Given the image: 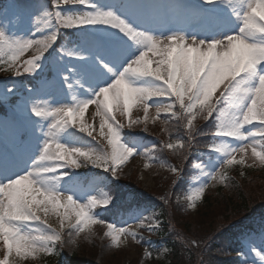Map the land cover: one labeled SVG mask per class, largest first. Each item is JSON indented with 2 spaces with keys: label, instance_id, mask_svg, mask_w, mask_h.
<instances>
[{
  "label": "rangeland",
  "instance_id": "1",
  "mask_svg": "<svg viewBox=\"0 0 264 264\" xmlns=\"http://www.w3.org/2000/svg\"><path fill=\"white\" fill-rule=\"evenodd\" d=\"M180 2L184 6V11L175 13L169 10L173 0H91L95 8L61 4L59 9L53 7V0H5L0 6V32H3L10 42L43 39L56 32V27L53 24L48 26L49 21L46 14L58 10L65 16H77L99 9L104 12H114L125 19L134 29L143 31L154 38L164 39L173 35H183L186 39L211 42L238 33L243 26L240 16L247 11V4L253 0H222V3L215 5L204 4L203 0H180ZM59 34L64 36V40L57 44V39L52 48L44 53V57L39 61V70L35 74L25 73L17 77L11 71L0 70V105H7L9 108L6 115H1L0 120L13 122L25 129L23 137H17L15 131L11 134L7 131L0 133L2 140L0 142V183H5L34 170L35 162L42 153L44 143L53 138L48 135L49 132H54V138L67 147L104 155L102 145L78 130L79 121L77 128L67 126L57 131L51 125L59 117L41 119L32 114L31 108L34 104L43 103L45 105L43 110L47 111L77 107L86 101L93 100L101 88L111 85L124 73L125 68L145 50L143 45L137 44L115 29L102 25L72 28L68 33L60 29ZM65 38H71L72 41L66 42ZM255 40H264V36H257ZM38 54L34 45L21 53L14 63L19 67ZM5 60H11V54H7V49L5 54H0V67H7ZM260 70L264 72V65L260 66ZM128 78L135 86L163 87L160 82L151 78L133 76ZM33 79L37 80L36 84L32 82ZM24 83H33V89L30 91L23 89ZM226 84L227 81L221 84L210 98L209 104L213 105L217 111L228 108L227 102L222 101L221 96ZM248 86L250 85H245V87ZM187 103L189 101L186 100ZM149 104L152 108L149 110L146 124L141 123L129 128V117L119 112L116 113V119L125 126L121 130L122 143L137 153L124 161L121 165L123 170L117 177H113L111 172L88 164L79 169L74 166L64 168L59 170L60 172L39 178L48 180L47 184L41 185L42 187L72 195L78 203L86 204L95 198L98 203L90 215L96 221L99 220L97 211L107 207L111 201L110 186L112 182L124 181L128 183L131 180L137 186L136 190L139 195L147 196L139 210L132 209L131 219L127 222L125 220L117 221L113 225L111 229L113 235H109L108 227L107 230H104L112 244L125 249V252L115 254L103 250L98 251L108 264H122L125 260L134 262L137 258L144 259L146 253H149L148 257H150L151 253L158 251H161L160 258L162 259L167 253V249L165 246L154 248L149 237L154 230H161L164 223L168 222L172 226L170 212L183 205V201L177 198L175 202H170L174 186L179 187V183L182 184L185 181L175 175L174 165L164 161L161 157L160 153L164 149V142L160 136L166 139L168 134L162 132L165 130V125L172 120H177L179 114L184 110L179 108L174 99L154 98L149 101ZM174 104L176 106L173 111L178 113L177 116H171L170 113L156 115L155 109L168 108ZM18 108H22L23 115L20 114ZM215 116L216 113L211 119L216 121V129L219 121L215 119ZM20 118L24 120L21 122ZM131 119L144 120L141 106H133ZM198 119H204L199 112L194 122ZM84 120L97 128L94 136L100 139L98 137L100 117L95 115V105H90L86 110ZM245 127L247 128L244 131L247 134L259 127L258 121ZM100 143L106 144V141L101 140ZM241 143L231 137L213 136L209 144L211 152L208 150L191 153L196 157L188 158L186 162L191 168V176L188 178V173L185 174L188 183L184 194V202L190 210L194 211L201 199L214 193L228 175L243 173L245 169H262L264 167V160L254 156L251 148L248 149L246 155L243 153L236 155L237 160H244L243 163L227 165L223 164L227 157L216 152L213 147L214 145L227 144L230 149H235L239 148ZM244 143L247 144L249 141H244ZM253 144L257 152L264 153V138L257 137ZM36 167L42 166L36 165ZM182 167L184 165L181 164V174L184 173ZM83 172L86 173V176ZM211 175L216 176L214 181L210 180ZM165 183L171 185L167 196L165 193H159V189L156 187L157 184ZM203 187L204 191L198 199L194 201L188 199ZM248 188L251 190L254 188L252 183ZM165 198L167 203H165ZM105 200L108 201L107 204L103 203ZM155 201L163 202L164 212L158 210L157 207H151L155 205ZM222 209L221 205L215 204L208 212L207 217L217 216L222 212ZM63 211L61 209L59 212L50 210L47 214L40 213L59 233V236L66 229H75L73 226L76 225L77 219L73 211H69L68 218L64 219ZM201 220L202 218L189 217L187 222L190 226ZM259 221L256 220L254 223ZM177 224L182 228L183 223L177 221ZM93 225L94 223H90L84 230L90 229ZM18 226L23 232L30 235L47 231L44 229V225L38 224V222ZM121 228L126 230L122 234L117 232ZM114 235H119L118 241L113 239ZM243 238L247 248L241 256V264H264V259H261L264 257V225L262 223L259 226L256 225L250 231L245 232ZM59 240L51 245V252L38 251L35 254L18 256L15 249L9 255L7 244L3 238H0V264L5 261L7 264H49ZM83 242L87 243L85 239ZM183 247L189 251L197 248L194 243L191 246L184 245ZM257 252L260 253V256L256 254Z\"/></svg>",
  "mask_w": 264,
  "mask_h": 264
},
{
  "label": "snow or ice",
  "instance_id": "2",
  "mask_svg": "<svg viewBox=\"0 0 264 264\" xmlns=\"http://www.w3.org/2000/svg\"><path fill=\"white\" fill-rule=\"evenodd\" d=\"M203 3L215 5L222 3V0H203ZM61 4L95 8L91 0H53L55 9L61 8ZM169 10L175 13L183 12L184 6L180 0H173ZM46 15L49 21L48 26L53 24L56 32L43 39L10 42L5 34L0 32V54H5L6 49L7 54H11V60H5L7 67H0V70L11 71L17 77L25 73L35 74L39 70V61L44 57V53L56 43L60 29L107 26L137 44L143 45L145 50L111 85L101 88L93 100L86 101L77 107L47 111L43 110L45 107L43 103L32 106L31 111L35 117L41 119L59 117L51 125L57 131L67 126L77 128L79 121L78 130L102 145L104 155L67 147L54 138V132H49L48 135L53 138L44 143L34 170L0 183V238H3L7 244L9 255L12 254L13 249L18 256L21 254L27 256L38 251H52L51 245L59 240L60 236L47 219L41 216V212L47 214L50 210L59 212L63 209V217L67 219L69 211H73L77 218L76 225L73 227L77 232L84 231L90 223L99 222L90 215L98 203L95 198L86 204L78 203L72 195L42 187L41 185L47 184L48 180L39 178L60 172L59 170L64 168L74 166L79 169L88 164L111 172L113 177H117L123 170L121 165L124 161L137 153L122 143L121 130L125 126L116 119V113L129 117V128L141 123L146 124L149 110L152 108L149 101L154 98L174 99L179 108L184 110L180 115L185 118L189 129V140L196 135L192 129L198 112L204 119L212 118L216 113L215 119H218L219 123L211 135L231 137L242 142L241 146L235 149H230L227 144L213 146L216 152L227 157L223 164L243 163L244 160H237L236 155L240 153L246 155L249 148L252 149L254 156L264 160V153L257 152L253 144L257 137L264 138V72L260 70V66L264 65V40H255L257 36H264V0H253L247 4V11L240 16L243 26L238 33L211 42L186 39L183 35H173L164 39L154 38L143 31L134 29L125 19L112 11L104 12L97 9L83 15L65 16L57 10ZM34 45L39 54L17 67L14 62L18 56ZM129 76L151 78L160 82L163 87L135 86L128 78ZM225 81L227 84L221 96L222 101L227 102L228 108L217 111L213 105L209 104V101ZM245 85L250 86L245 87ZM186 100L189 103L186 104ZM90 105H95V115L100 117L98 125L100 139L94 136L97 128L84 120L85 112ZM136 105L142 107L143 121L131 119L132 108ZM175 106L174 104L168 108L155 109L156 115L170 113L171 116H177L178 113L173 111ZM18 111L23 115L22 108H18ZM254 121H258L259 127L246 134L245 126L252 125ZM5 131L9 134L15 131L17 137L25 135L23 127L10 121L0 120V132ZM101 140L106 141V144L100 143ZM244 141L249 143L246 144ZM178 147L182 149L185 144L171 140L164 144L166 149ZM36 165L42 167H36ZM173 171L179 175L178 170L173 169ZM215 179L216 176L211 175L210 180ZM203 191L204 187L198 189L188 199L192 201L198 199ZM103 203L107 204L108 201L105 200ZM165 203H167L166 198ZM30 222L44 225L47 231L30 235L18 226ZM149 223L152 222L149 221ZM108 228L109 235H113L111 231L113 225L109 224ZM125 231L123 228L117 230L121 234ZM113 239L118 241L119 235H114ZM193 243L199 247L198 241L194 240ZM256 254L260 256L259 252ZM3 264H7V261Z\"/></svg>",
  "mask_w": 264,
  "mask_h": 264
},
{
  "label": "trees",
  "instance_id": "3",
  "mask_svg": "<svg viewBox=\"0 0 264 264\" xmlns=\"http://www.w3.org/2000/svg\"><path fill=\"white\" fill-rule=\"evenodd\" d=\"M3 1L5 0H0V4ZM62 30L65 33L69 32L68 29ZM61 39H64L62 34ZM31 84L24 83V86L30 89ZM7 110V106L0 105V116L6 115ZM215 123L216 121L211 118L193 122L192 130L196 135L189 140V129L185 118L179 114L177 120H172L165 125V130L162 132L168 134L166 139L159 135L164 144L170 140L185 144L182 149L164 148L160 153L164 161L170 162L179 171V175L176 172L175 175L183 178L182 181L186 182V173H188L187 177L191 176V168L186 164L188 158L196 157L191 153L210 149V139L213 137L211 133L215 130ZM181 164L184 165L182 174ZM244 171L228 175L214 193L206 195L201 200L194 212L188 209L185 203L170 212L172 226L168 222L164 223L161 230H154L149 237L154 248L165 246L167 249L162 259L161 251H158L151 253L150 257H148L149 253H146L144 259L137 258L134 262L125 260L122 264H241V256L245 250L243 234L256 225L259 226L260 223L264 225V167ZM185 182L179 183L180 191L178 186H174L170 202H175L176 198L182 199L186 192ZM251 183L254 186L252 190L248 188ZM156 187L159 193H165L167 196L171 185L170 183L157 184ZM110 188L111 204L104 210H98L99 222L82 232L74 229L63 231L61 243L55 249L49 264H108L98 251L103 250L114 254L125 252L124 248L111 243L104 230H107L109 224L114 225L117 221L120 222L123 215L128 216L134 207L140 208L147 196L143 197L141 194L140 196L136 190L137 186L131 180L128 183L112 182ZM129 196L133 197L129 198ZM155 202L152 206L163 211L164 209L160 208L163 207V202ZM215 204L223 207L222 212L215 217H207ZM189 217H198L202 220L189 226L187 222ZM256 220L260 221L254 223ZM177 221L183 223L182 228L178 226ZM84 239L87 243L83 242ZM194 240L198 241L199 247L192 251L185 250L183 246H191Z\"/></svg>",
  "mask_w": 264,
  "mask_h": 264
}]
</instances>
